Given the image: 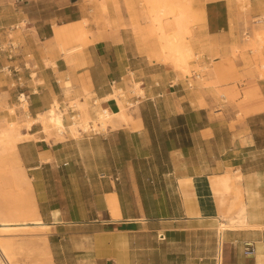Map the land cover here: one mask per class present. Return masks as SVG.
I'll return each instance as SVG.
<instances>
[{
	"label": "crops",
	"instance_id": "crops-1",
	"mask_svg": "<svg viewBox=\"0 0 264 264\" xmlns=\"http://www.w3.org/2000/svg\"><path fill=\"white\" fill-rule=\"evenodd\" d=\"M55 1L71 10L66 20L26 21L16 56L0 58V66L18 69L0 71V97L10 107L24 95L33 117L52 100L64 107L90 94L93 106L117 88L132 107L130 121L113 128L46 141L35 124L32 137L18 144L44 228L62 248L53 264H214L217 253L222 264H264V229L225 230L220 248L216 230L236 194V172L248 223L264 224V142L254 127L264 120V51L233 50L236 2L223 0L217 17L203 11L197 40L205 48L195 51L205 70L188 77L148 59L122 30L89 31L94 0H76L71 8L68 0ZM248 8L257 14L262 6L249 0ZM2 12L0 27L7 23ZM59 27L85 33L69 57L47 41ZM63 43L76 44L70 34ZM16 76L20 86L13 85ZM107 101L116 111L115 101Z\"/></svg>",
	"mask_w": 264,
	"mask_h": 264
},
{
	"label": "rangeland",
	"instance_id": "rangeland-1",
	"mask_svg": "<svg viewBox=\"0 0 264 264\" xmlns=\"http://www.w3.org/2000/svg\"><path fill=\"white\" fill-rule=\"evenodd\" d=\"M100 1L105 3V10L100 9ZM188 1L187 3H180V7L184 8L185 12H188V10L191 11L189 14L192 16V24H186L185 28L177 27L176 22L171 16L168 17V21L171 23L172 29L164 26L162 18H154L151 19V21H153L151 23V35L147 28V25L150 26L149 18L151 17V14L147 12L149 3H147L146 0H94L95 3L92 8H96L92 13H94L93 15L94 18L96 17V20L89 22L87 26L89 27V31L108 30L109 32L112 31L116 33L119 30H122L126 32L130 38L136 40V43L141 46L147 54L148 59L164 62L174 70H176L174 68L176 67V71L182 76H186L189 73L188 77H190L195 72V74L198 73L202 77L205 65L202 67L199 65L198 61L202 60V56L201 53L199 54L195 51L198 50L200 52L205 48L204 44L197 40L198 37L203 38V35L201 36L202 25H200L203 15L202 12L205 10L213 17H217L220 14L222 15L225 8L223 6V0L215 5L212 4L213 6L207 5L206 9L203 5L204 1L208 0ZM227 1L232 3L236 2V5H232L230 8V18L231 21L234 22L230 27L233 29V33L236 34L235 37L238 38V43L233 46V50L240 51L250 49L251 52L264 51V33L261 29L263 24L259 21L264 13V7L259 1L263 0H258V3L262 8L260 9L261 12L258 11L259 13L257 14L251 13L249 10V0ZM0 2L4 1L0 0ZM5 2V5H1L2 3L0 4V7L3 10L1 18L5 19L7 23L0 27V39H2V42L8 41L15 45H18V38H20V33L26 26V21H29L34 25V23H40L51 19L52 24L54 25L55 23H62L65 21L66 16L64 14L71 11L68 7L65 9L59 8L58 5H56L55 0H6ZM75 2L76 0H68L66 4L71 8L74 6ZM174 2L177 4L178 0H174ZM186 7H188L187 10ZM71 17H75L74 13ZM260 33H263V35ZM260 38L263 40L260 41ZM261 68L264 69V64L261 65ZM259 78L261 80L263 79L262 73L259 74ZM22 99L23 98L20 97L18 101L13 102V105L8 107L4 98L0 97V120L4 119L5 122L13 121L21 123L22 118L21 114H19V105L21 104L20 101ZM69 102L68 105L74 104V108H78V100L74 99ZM9 108H11L12 111H10ZM1 124L0 121V125ZM37 125L40 126L39 124ZM92 125L94 126L93 129L95 131L99 130L100 126H95L93 122ZM254 127L259 129L257 130L256 138L264 142V120L258 122ZM88 134L87 129L85 134L77 135L76 137L78 138L82 135ZM21 164L26 175L30 178L31 172L28 171L27 164L22 162ZM241 179L242 177L239 180L238 187L241 190V201L244 203L246 210V204L243 200ZM9 182L10 173L8 168L0 163V206L7 204V202L4 201V196L10 191ZM9 204H13L12 200ZM3 227L4 226L0 221V228ZM28 229L33 232V235L30 236L23 231H19L13 236L15 240H22L23 242L21 250L17 249L15 253V259L18 264H30L34 261H37L40 264H45L49 260L53 262L55 250H57L56 252L62 250V248L59 249L58 242H55L53 237L47 234L45 228L30 227ZM57 255L58 254H55V257H57Z\"/></svg>",
	"mask_w": 264,
	"mask_h": 264
},
{
	"label": "bare ground",
	"instance_id": "bare-ground-1",
	"mask_svg": "<svg viewBox=\"0 0 264 264\" xmlns=\"http://www.w3.org/2000/svg\"><path fill=\"white\" fill-rule=\"evenodd\" d=\"M187 1L188 0H178V3L176 4L174 0H146V2L149 3L147 12L151 14V17L149 18L150 26L147 25L149 33L152 35L151 23L153 21H151V19L154 18H162L164 26H167L168 28L172 27L171 23L168 21L169 16L173 18L177 27L179 28H185L186 24H192V16L189 14L191 11L188 10V12H185V9L180 7L181 2L187 3ZM259 2H261L264 7V1ZM101 7L103 10L106 9L104 2H101ZM187 9L188 7H186V10ZM85 21V19H82L80 22L84 24ZM259 21L263 24L261 29L264 33V13ZM263 33L260 34L263 35ZM68 34L72 36V40L76 43L75 45H64L63 37H66ZM83 40H85V33L78 32L72 35V31L69 32L64 30L62 27H59L54 32L52 39H48L47 41L49 43L54 41V44L60 47V51L64 53L63 55L65 57H69L73 52L82 48V43L84 42ZM259 40L262 41L263 39L261 40L260 38ZM138 85L139 84L137 83L133 84V92L142 95V91L138 89ZM112 91V94L103 96L104 98H102L99 102H96V100V104L93 106L89 105V101H85L89 98L88 95L90 94H88L87 97L76 99L79 101L76 114L72 120L67 121L66 123H64L63 120V112L66 109L63 108V111L60 110V106L55 100H52V103L46 109L35 113L33 117L30 116L27 99L24 97V95H20V97L23 98L20 101L21 104L19 105V114H21L22 118L21 123L13 121L5 122L4 119L0 120L2 123L0 125V163L7 167L10 173V191L4 196V201L7 202V204L0 206V221L4 226L3 228H0V264H18L17 260L15 259V253L17 249L21 250L23 242L22 240L17 241L14 239L13 236L17 234V232L23 231L24 233H27L31 236L33 235V232L28 228L45 227V224L40 218L37 206L34 202L30 178L26 175V172L21 164V159L17 153L18 144L23 140L32 137L31 135H28V132L35 124L40 125L41 132L44 134V139L46 141L51 137H53L54 141H60L65 138L66 134H69L76 139L77 135L82 134L79 132L80 128L83 131H87L90 126H93L92 122L95 126H100L99 130H106L108 127L113 128L122 122L128 123L131 116H129L130 110L127 106H131V104H124V92L122 90L114 88ZM108 98L113 99L117 104L116 111L112 112L109 110L107 105ZM9 110L12 111L11 108H9ZM92 128H94V126ZM41 159L44 160L43 157H41ZM233 178L236 181V194L231 199L226 212L218 218L216 228L219 236V241L217 240L218 246L223 244V242L221 243V237L225 230H243L247 228L264 229V224L252 225L248 223L245 206L241 201V190L238 187L239 180L241 178L240 173H233ZM11 200L13 204L10 205L9 202ZM30 264L40 263L34 261ZM45 264H53V262L49 260Z\"/></svg>",
	"mask_w": 264,
	"mask_h": 264
},
{
	"label": "built area",
	"instance_id": "built-area-1",
	"mask_svg": "<svg viewBox=\"0 0 264 264\" xmlns=\"http://www.w3.org/2000/svg\"><path fill=\"white\" fill-rule=\"evenodd\" d=\"M16 48H17V45L13 44L12 42H8V41L2 42V40L0 39V58L3 57L6 60L13 59L16 56V54H15ZM9 69H12L14 73H16L18 71V69L14 68V67L11 68L8 65H1L0 66V71H9ZM13 85L14 86H20V77L16 76L15 83ZM63 108L66 109L65 112H63V116H67L69 121L72 120V118L76 114V109L74 108V105L59 107V109L62 111H63ZM98 131L99 130H96V131L93 130L92 126H90L88 128L89 134H94ZM79 132L82 134L86 133V131H83L81 129L79 130ZM253 252H254V249H253L252 245L250 243H245L244 244V254L245 255H251ZM214 264H221V256L218 253L214 258Z\"/></svg>",
	"mask_w": 264,
	"mask_h": 264
},
{
	"label": "water",
	"instance_id": "water-1",
	"mask_svg": "<svg viewBox=\"0 0 264 264\" xmlns=\"http://www.w3.org/2000/svg\"><path fill=\"white\" fill-rule=\"evenodd\" d=\"M73 1V0H72Z\"/></svg>",
	"mask_w": 264,
	"mask_h": 264
}]
</instances>
